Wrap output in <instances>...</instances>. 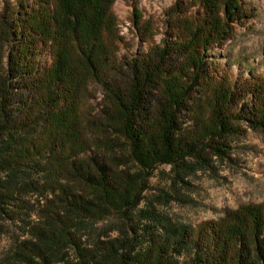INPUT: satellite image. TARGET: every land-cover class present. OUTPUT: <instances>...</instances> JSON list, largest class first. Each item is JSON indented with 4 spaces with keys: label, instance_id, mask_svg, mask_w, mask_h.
<instances>
[{
    "label": "trees",
    "instance_id": "obj_1",
    "mask_svg": "<svg viewBox=\"0 0 264 264\" xmlns=\"http://www.w3.org/2000/svg\"><path fill=\"white\" fill-rule=\"evenodd\" d=\"M114 1L2 11L0 227L19 229L8 264H264L260 205L192 226L144 199L158 165L185 181L248 129H264V75L231 80L207 58L248 18L244 2L197 0L199 12L184 16L188 0H176L161 43L120 62ZM91 83L102 98L84 114ZM109 216L143 225L109 235L96 225Z\"/></svg>",
    "mask_w": 264,
    "mask_h": 264
},
{
    "label": "rangeland",
    "instance_id": "obj_2",
    "mask_svg": "<svg viewBox=\"0 0 264 264\" xmlns=\"http://www.w3.org/2000/svg\"><path fill=\"white\" fill-rule=\"evenodd\" d=\"M176 0H115L112 12L117 20L120 36L118 61L131 60L145 54L152 46L159 45L168 29V9ZM248 18L233 23V35L221 46H213L207 51L208 61L225 72L231 80L240 77L264 75V0H242ZM19 2L31 0H0V20L6 8L15 10ZM197 0H188L183 9L185 15L199 12ZM194 3V4H193ZM139 14L135 18L134 12ZM138 20V29L133 21ZM39 60L47 66L50 63L48 48H43ZM6 53L4 55L5 59ZM118 63V62H117ZM89 99L83 101L84 114L102 98V89L91 83ZM187 124V123H186ZM185 124V125H186ZM115 152L125 153L124 146ZM206 167H197L177 180L170 166L162 164L152 170L149 188L144 192L146 207L170 217L174 222L197 226L204 221L224 219L226 214L238 212L247 205H260L264 210V129H248L232 143V148L223 159L212 158ZM133 168V167H132ZM163 194L172 196L167 202ZM135 219L122 224L113 216L96 223L97 227L115 235L128 225L143 223ZM0 227V264H8L11 237L19 229L7 221ZM8 225H10L8 227ZM119 228V229H118Z\"/></svg>",
    "mask_w": 264,
    "mask_h": 264
}]
</instances>
